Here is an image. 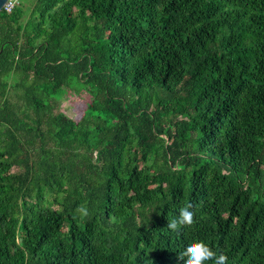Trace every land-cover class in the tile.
<instances>
[{
    "label": "trees",
    "instance_id": "obj_1",
    "mask_svg": "<svg viewBox=\"0 0 264 264\" xmlns=\"http://www.w3.org/2000/svg\"><path fill=\"white\" fill-rule=\"evenodd\" d=\"M198 240L264 264V0L0 11V264H184Z\"/></svg>",
    "mask_w": 264,
    "mask_h": 264
},
{
    "label": "clouds",
    "instance_id": "obj_2",
    "mask_svg": "<svg viewBox=\"0 0 264 264\" xmlns=\"http://www.w3.org/2000/svg\"><path fill=\"white\" fill-rule=\"evenodd\" d=\"M194 205L189 203L179 210L177 218L169 220L167 228L179 233L183 227L191 226L195 223L196 212ZM75 213L82 218L90 217L89 209L84 205H79ZM186 258V259H185ZM178 260L184 261V264H207L212 261L213 264H227L228 257L223 252L217 254L212 247L203 240L190 243L182 252L178 254Z\"/></svg>",
    "mask_w": 264,
    "mask_h": 264
},
{
    "label": "rangeland",
    "instance_id": "obj_3",
    "mask_svg": "<svg viewBox=\"0 0 264 264\" xmlns=\"http://www.w3.org/2000/svg\"><path fill=\"white\" fill-rule=\"evenodd\" d=\"M89 102V95L87 93L74 94L69 93L61 103V110L67 114L78 118L82 115Z\"/></svg>",
    "mask_w": 264,
    "mask_h": 264
},
{
    "label": "built area",
    "instance_id": "obj_4",
    "mask_svg": "<svg viewBox=\"0 0 264 264\" xmlns=\"http://www.w3.org/2000/svg\"><path fill=\"white\" fill-rule=\"evenodd\" d=\"M16 4V0H8L5 4L3 9L7 12H11Z\"/></svg>",
    "mask_w": 264,
    "mask_h": 264
},
{
    "label": "water",
    "instance_id": "obj_5",
    "mask_svg": "<svg viewBox=\"0 0 264 264\" xmlns=\"http://www.w3.org/2000/svg\"><path fill=\"white\" fill-rule=\"evenodd\" d=\"M8 0H0V11L3 10L4 4L7 2Z\"/></svg>",
    "mask_w": 264,
    "mask_h": 264
}]
</instances>
